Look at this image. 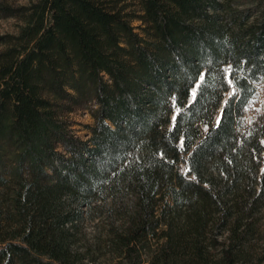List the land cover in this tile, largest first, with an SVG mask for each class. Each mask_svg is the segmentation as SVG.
I'll return each instance as SVG.
<instances>
[{
  "label": "trees",
  "instance_id": "1",
  "mask_svg": "<svg viewBox=\"0 0 264 264\" xmlns=\"http://www.w3.org/2000/svg\"><path fill=\"white\" fill-rule=\"evenodd\" d=\"M2 17L20 23L0 35V264H264V113L246 115L264 0H0Z\"/></svg>",
  "mask_w": 264,
  "mask_h": 264
},
{
  "label": "rangeland",
  "instance_id": "2",
  "mask_svg": "<svg viewBox=\"0 0 264 264\" xmlns=\"http://www.w3.org/2000/svg\"><path fill=\"white\" fill-rule=\"evenodd\" d=\"M9 2L14 5H19L23 3H28L29 0H3ZM249 3V2H247ZM246 5V3L244 4ZM20 20L16 17H2L0 18V35H5L8 33H16L18 30V25ZM139 21H134V24H139ZM4 44L0 43V48H2ZM249 110L246 113L249 121H252L257 118L259 113H264V101L263 102H254L250 104ZM68 120L71 123V127L76 135L80 136L82 139H88L89 133L87 130V125L93 122V117L89 112V109H86L83 106L76 107L74 110L68 112L67 115ZM94 222H90L89 225L86 226V231L89 233L88 235L93 236L96 234V227ZM93 239V238H92Z\"/></svg>",
  "mask_w": 264,
  "mask_h": 264
},
{
  "label": "built area",
  "instance_id": "3",
  "mask_svg": "<svg viewBox=\"0 0 264 264\" xmlns=\"http://www.w3.org/2000/svg\"><path fill=\"white\" fill-rule=\"evenodd\" d=\"M256 98H257V101L259 102L264 101V79L260 81L258 84Z\"/></svg>",
  "mask_w": 264,
  "mask_h": 264
},
{
  "label": "snow or ice",
  "instance_id": "4",
  "mask_svg": "<svg viewBox=\"0 0 264 264\" xmlns=\"http://www.w3.org/2000/svg\"><path fill=\"white\" fill-rule=\"evenodd\" d=\"M231 95V94H230ZM193 99H195V94H193ZM225 104H227V101H225ZM177 111L179 112V109H177ZM221 111L223 112V109H221ZM250 122V121H249ZM220 123V120H219V118H218V120H217V124H219ZM173 124H174V126H175V117L173 118Z\"/></svg>",
  "mask_w": 264,
  "mask_h": 264
}]
</instances>
